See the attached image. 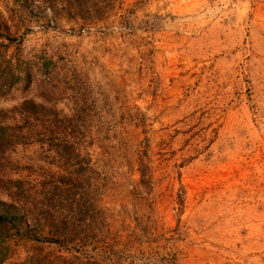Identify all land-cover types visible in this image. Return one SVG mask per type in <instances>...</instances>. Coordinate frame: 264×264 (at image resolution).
Here are the masks:
<instances>
[{
  "label": "rangeland",
  "instance_id": "rangeland-1",
  "mask_svg": "<svg viewBox=\"0 0 264 264\" xmlns=\"http://www.w3.org/2000/svg\"><path fill=\"white\" fill-rule=\"evenodd\" d=\"M0 110V198L78 221L0 264H264V0H0Z\"/></svg>",
  "mask_w": 264,
  "mask_h": 264
},
{
  "label": "trees",
  "instance_id": "trees-1",
  "mask_svg": "<svg viewBox=\"0 0 264 264\" xmlns=\"http://www.w3.org/2000/svg\"><path fill=\"white\" fill-rule=\"evenodd\" d=\"M8 42H12L15 39L9 36L5 37ZM19 79L18 75H11V80L6 79V84H12ZM9 80V81H8ZM2 95L5 93H1ZM52 110V109H51ZM46 106L36 103L29 99H24L18 105L12 107L8 111L12 114L19 115L20 119L25 121H34L35 127L37 124H44L47 122V118L51 116L57 119V114L54 110L51 111ZM7 111L0 110V119L4 118L2 121L0 120V146L2 149L4 146L12 145L14 143H23L25 142L26 138L29 137L27 131H23V128L20 129L16 133L9 132L12 127H17L16 125L11 126L8 120H12L14 117H9ZM16 118V117H15ZM36 124V125H35ZM45 125V124H44ZM46 128L44 126L42 132H37L36 134H40L41 136L45 135ZM10 133V134H9ZM45 138V137H42ZM14 183H17V194H22L23 189L21 187V181L18 179L14 180ZM62 198V197H61ZM66 199V198H63ZM60 214V213H58ZM32 216L33 223L32 225L29 224L28 217ZM77 220L75 215H71L69 217L60 214L55 216L52 212H48L47 210L40 211V214L36 215L33 213L29 214L28 211L25 212V209L17 207L13 203L4 201L0 198V230H15L16 234L20 237H24L36 242H57L62 244L66 241H73L76 238V226ZM71 232V235H69ZM0 242H1V235H0ZM0 260L4 258V253H2L0 249Z\"/></svg>",
  "mask_w": 264,
  "mask_h": 264
}]
</instances>
